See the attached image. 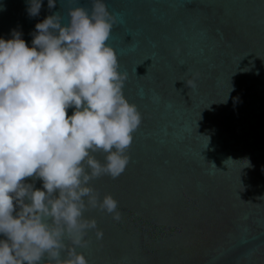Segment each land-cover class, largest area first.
<instances>
[{
    "label": "water",
    "instance_id": "1",
    "mask_svg": "<svg viewBox=\"0 0 264 264\" xmlns=\"http://www.w3.org/2000/svg\"><path fill=\"white\" fill-rule=\"evenodd\" d=\"M104 2L142 120L124 173L92 182L122 218L86 211L103 238L77 250L88 264H264V0ZM91 3L42 0L30 17L26 0H0V38L30 45L38 21Z\"/></svg>",
    "mask_w": 264,
    "mask_h": 264
},
{
    "label": "clouds",
    "instance_id": "2",
    "mask_svg": "<svg viewBox=\"0 0 264 264\" xmlns=\"http://www.w3.org/2000/svg\"><path fill=\"white\" fill-rule=\"evenodd\" d=\"M26 3L39 16L42 0ZM67 17L38 21L30 45L16 30L0 38V264H88L77 249L90 230L97 240L103 231L84 213L122 218L118 201L92 184L124 173L142 120L107 43L116 17L104 0L70 6Z\"/></svg>",
    "mask_w": 264,
    "mask_h": 264
}]
</instances>
